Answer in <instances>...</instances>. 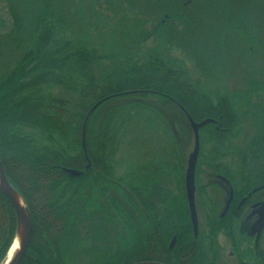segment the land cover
Returning a JSON list of instances; mask_svg holds the SVG:
<instances>
[{
	"label": "trees",
	"instance_id": "16d2710c",
	"mask_svg": "<svg viewBox=\"0 0 264 264\" xmlns=\"http://www.w3.org/2000/svg\"><path fill=\"white\" fill-rule=\"evenodd\" d=\"M138 1L163 7L167 0H0V61L10 63L0 67V159L33 222L20 264H214L211 253L229 227L211 203L194 235L184 182L195 135L186 111L195 121L215 120L200 129L198 193L206 190L199 182L205 167L232 180L253 175L252 165L264 167V80L252 76L244 91L214 96L157 52L167 42V22L185 16L169 13L150 29ZM151 39L157 50L145 47ZM245 101L255 127L262 114L263 126L236 178L220 158ZM137 125L170 132L165 154H154L151 164L125 158L120 171L116 154L125 140L137 144ZM204 137L213 143L206 158ZM16 230L15 209L0 189V264Z\"/></svg>",
	"mask_w": 264,
	"mask_h": 264
},
{
	"label": "rangeland",
	"instance_id": "374dc122",
	"mask_svg": "<svg viewBox=\"0 0 264 264\" xmlns=\"http://www.w3.org/2000/svg\"><path fill=\"white\" fill-rule=\"evenodd\" d=\"M188 1L167 0L163 7L156 2L146 6L138 1L141 5L138 7L145 8L147 16L151 18L150 21L153 24L149 25L150 29L154 28L157 22L164 20L166 22L168 19L165 17L166 14L179 13L185 16L182 20L167 22L168 39L165 46L157 52H161L164 58L175 59L179 65L181 64L180 66L187 69V74L192 81H202L214 96H234L236 92L244 91L252 76L264 80V0H192L189 3ZM2 5L0 3L1 7ZM105 13L112 16L110 12L105 11ZM4 17L8 20V16L4 15ZM106 30L108 31L109 27ZM109 36V32H105L103 38L108 40ZM157 46L153 39L145 44L148 49H156ZM223 50H225L224 53ZM244 56L247 58V63ZM4 64H10L6 57L1 59L0 67ZM56 92L59 93V89H56ZM151 102L159 103L155 99ZM240 108L244 117L235 128L233 135L225 139L226 149L229 151L226 156L220 158L234 173L236 172V174L233 173L237 175L236 178L240 176L239 171L244 162L242 160H246L249 156V142L255 139L256 134L258 137L262 133L263 126L261 124L263 114L257 129L254 118L249 115L246 101ZM169 115L172 116V113L169 112ZM134 134L137 144L131 148L129 142L125 140L116 154V158L120 161V168H118V170L121 169L120 171H124L128 165L122 161L125 158L129 160V165H141L155 163L154 154L158 158L161 157L156 153L165 154L162 146L168 143L169 131L163 134L162 131H157L155 126L147 129L138 126ZM179 137L181 138L180 135ZM204 139L202 156L206 158L210 155L213 143L210 138L204 137ZM182 146L184 149L182 153H184L187 147L185 144ZM190 150H193V143L189 146ZM182 157L185 158L184 154ZM163 159H165L164 156ZM258 167L260 166L252 165L251 171L253 169L252 172H256ZM247 168L249 167H245L246 170ZM247 173L245 171V174ZM217 179L218 177L208 167L203 168L199 174V182L206 188L201 194L196 192L200 224H205L208 215H211L206 209L211 205L210 203L216 206V213L224 205L226 194L215 184ZM220 240L224 244V251L228 252L230 245L226 243L225 237L221 235Z\"/></svg>",
	"mask_w": 264,
	"mask_h": 264
},
{
	"label": "flooded vegetation",
	"instance_id": "af4514ba",
	"mask_svg": "<svg viewBox=\"0 0 264 264\" xmlns=\"http://www.w3.org/2000/svg\"><path fill=\"white\" fill-rule=\"evenodd\" d=\"M191 1L189 0L188 3ZM165 17L168 18L169 14H166ZM245 63H247V58H245ZM139 173L140 169H138ZM214 175L218 177L215 184L226 194L224 205L216 215L218 222L227 224L229 230L227 234L221 233L218 237V243L221 247L211 253L213 263L264 264V228L259 236L252 232V226L257 219V215L253 214V206L264 201V167H258L253 175L249 173L245 180H232L227 175L221 173ZM221 235L225 237L226 243L230 245L228 252L224 251V244L220 240ZM198 236L195 237L198 238Z\"/></svg>",
	"mask_w": 264,
	"mask_h": 264
},
{
	"label": "water",
	"instance_id": "95a60500",
	"mask_svg": "<svg viewBox=\"0 0 264 264\" xmlns=\"http://www.w3.org/2000/svg\"><path fill=\"white\" fill-rule=\"evenodd\" d=\"M186 114L190 120L191 126L194 131L195 145L193 150L190 152L187 161V166L185 170V188H186L187 201L189 205L190 217L193 225L194 234L195 236H198L199 218H198L197 205H196V169H197V163H198V157L200 151V129L211 122H215V120L212 118H207L202 121H195L187 111ZM88 166H90V164ZM65 171L73 176H79L82 174V171L74 168H65ZM0 189L3 192V194L6 195V197L9 199V201L11 202V204L15 209L16 218H17V230L14 241L18 234L19 228L22 227L20 247L18 251L15 253L11 262L9 263V264H20L27 252L29 243L31 241L32 232H33V222L26 202H25L26 204L25 208H23L22 205L20 204L18 200V196L21 195L10 183L1 159H0ZM21 198L23 199L22 196ZM253 209H254L253 214L257 215V219L252 226V232L253 234H257L259 236L264 228V201L255 204L253 206ZM175 242H176V236L173 237L169 247L173 248ZM131 264H167V263L161 261L144 260V261H137Z\"/></svg>",
	"mask_w": 264,
	"mask_h": 264
},
{
	"label": "bare ground",
	"instance_id": "6f19581e",
	"mask_svg": "<svg viewBox=\"0 0 264 264\" xmlns=\"http://www.w3.org/2000/svg\"><path fill=\"white\" fill-rule=\"evenodd\" d=\"M18 200H19L20 204L22 205V207L25 208L26 204H25V201L21 198V196H18ZM21 236H22V227L19 228L16 239H15L11 249L9 250L6 258L4 259V261L1 264H9L11 262L15 253L18 251V249L20 247Z\"/></svg>",
	"mask_w": 264,
	"mask_h": 264
}]
</instances>
